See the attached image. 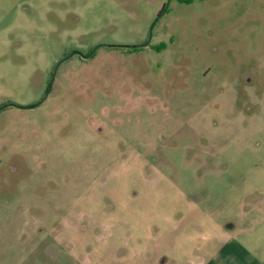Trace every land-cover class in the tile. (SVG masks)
I'll use <instances>...</instances> for the list:
<instances>
[{"label": "rangeland", "instance_id": "1", "mask_svg": "<svg viewBox=\"0 0 264 264\" xmlns=\"http://www.w3.org/2000/svg\"><path fill=\"white\" fill-rule=\"evenodd\" d=\"M164 1L0 0V105L142 42ZM234 1L174 2L162 53L74 56L0 113V264H200L211 221L264 223V0Z\"/></svg>", "mask_w": 264, "mask_h": 264}, {"label": "flooded vegetation", "instance_id": "2", "mask_svg": "<svg viewBox=\"0 0 264 264\" xmlns=\"http://www.w3.org/2000/svg\"><path fill=\"white\" fill-rule=\"evenodd\" d=\"M175 2V6L176 7H180V6H197L200 8V10L202 11V14H205L207 12H211V10H213L214 8L215 9H218V8H221L218 4L221 3L222 5L226 6V4H230V3H233L234 4V7L238 8L240 6V2H235L234 0H166L164 1L161 6L159 7V9L157 10V12L155 13V21L153 22L152 24V27L150 29V32H149V36L148 38H145V40H143L142 42L140 43H134V44H125V45H121V44H111V45H98V46H95V47H92L88 50V53H81L80 50L78 49H72L70 50V52L68 54H66V56L63 58V60H60L58 62L61 63L59 65V67L57 68V65L54 67V69H52L51 73H50V79L48 81V84H47V90H46V93H45V96L47 93L48 94V97L49 95L51 94L52 92V89H53V84L56 80V77H57V74L61 68V66L63 65V63L67 60H69L70 58L74 57V56H79L81 59L83 60H87V59H90L92 58L96 53L97 51L100 49V48H109V49H119V50H124L125 52V56H130V55H137V54H140L142 53L143 49H149L150 52H156V53H162L163 52V49L167 48V44L164 43V42H161L159 44H156L154 45L153 44V40H154V36H153V31H154V28L155 26L157 25V23L167 14L169 13L170 9H171V6L172 4H174ZM223 2V3H222ZM208 4V5H205ZM241 15V12L238 11ZM1 10H0V21H1ZM19 33H17L16 31H14V29L11 30V32H9L7 34V38L6 40L7 41H10V46L11 47H15L16 49L18 50H21V48L24 46V43L23 41H21V39H23L22 37H20V35H18ZM211 37H213V32H209L208 34ZM221 37V36H219ZM221 38L222 39V44L224 43L225 38L226 36H222ZM173 42V41H172ZM221 45V44H220ZM3 45H2V42H0V57H2L3 55ZM142 50V51H141ZM141 51V52H140ZM212 52L214 54H222L223 52H221V50H219V48L217 47V45L213 46L212 48ZM123 55V54H122ZM89 56V57H88ZM206 74V73H205ZM204 74V75H205ZM260 76H264V73L260 74ZM236 79H232L230 80L228 83H225L222 81L223 85L225 86H233V87H236L238 86L237 82L235 81ZM235 82V83H234ZM247 82H254L252 77H249L247 79ZM258 82H261L260 80ZM237 89V88H236ZM44 96V97H45ZM47 97V98H48ZM47 98L45 100H47ZM44 99V98H43ZM44 100V102H45ZM237 103L239 102V99H236ZM43 102V103H44ZM42 103V104H43ZM13 104H16L15 102H12V101H8L7 103H2L0 105V108L3 107V106H6L4 109H2L0 111L3 112L6 108L8 107H13L12 105ZM19 105V104H17ZM23 106V105H21ZM15 108V107H14ZM18 109V108H17Z\"/></svg>", "mask_w": 264, "mask_h": 264}, {"label": "crops", "instance_id": "3", "mask_svg": "<svg viewBox=\"0 0 264 264\" xmlns=\"http://www.w3.org/2000/svg\"><path fill=\"white\" fill-rule=\"evenodd\" d=\"M256 89L257 87H253L254 91ZM229 102L232 103L233 108L236 107L234 106L237 103L236 99ZM124 147L125 144L121 148L124 149ZM235 218L229 219L223 225L210 220L209 228L213 230L212 239L203 248L205 258L200 264H264V257L256 254L258 246L251 242L254 235L264 232V223L249 225L248 218L247 220ZM262 221L264 222V218ZM249 235H251L250 238H248Z\"/></svg>", "mask_w": 264, "mask_h": 264}, {"label": "water", "instance_id": "4", "mask_svg": "<svg viewBox=\"0 0 264 264\" xmlns=\"http://www.w3.org/2000/svg\"><path fill=\"white\" fill-rule=\"evenodd\" d=\"M88 57H89V56H88ZM60 64H61V63H59V64L57 65V68L59 67ZM48 94H49V93L46 94V96L44 97V99H43L41 102H39V103H37V104H35V105H33V106H21V105H17V104H13L12 106L15 107V108H18V109H20V110H33V109L39 107V106L44 102V100L48 97ZM5 107H6V106L1 107V108H0V111H1L2 109H4Z\"/></svg>", "mask_w": 264, "mask_h": 264}]
</instances>
